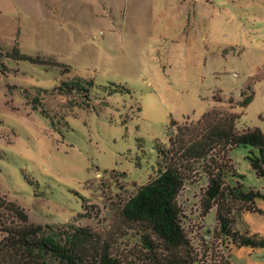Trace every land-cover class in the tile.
<instances>
[{
	"label": "rangeland",
	"instance_id": "rangeland-1",
	"mask_svg": "<svg viewBox=\"0 0 264 264\" xmlns=\"http://www.w3.org/2000/svg\"><path fill=\"white\" fill-rule=\"evenodd\" d=\"M55 1L57 22L39 43L0 44L10 70L0 78V196L34 224L90 228L115 240L122 259L138 261L137 230L118 222V211L158 176V149L169 147L172 123L217 110L240 115L239 130L264 134V0ZM14 46L70 73L11 62L4 56ZM77 77L95 84L88 109L79 96L55 89ZM110 84L130 93L110 96ZM252 150L227 154L228 182L239 174L246 190H261L264 180L247 159ZM206 186L196 171L179 197L196 248L210 244L216 225L215 211L201 217Z\"/></svg>",
	"mask_w": 264,
	"mask_h": 264
},
{
	"label": "trees",
	"instance_id": "trees-1",
	"mask_svg": "<svg viewBox=\"0 0 264 264\" xmlns=\"http://www.w3.org/2000/svg\"><path fill=\"white\" fill-rule=\"evenodd\" d=\"M4 57L47 69L59 67L63 74L70 73L53 58L25 55L17 46ZM1 59L0 53V78L10 73ZM94 86L92 80L77 77L61 82L55 89L59 95L79 96L80 107L88 109ZM110 88V96L130 93L123 85L110 84ZM252 101L253 96H247L240 107L246 109ZM32 102L33 110L38 111L40 100ZM239 119L240 115L213 110L195 123H172L176 130L169 147L158 149L162 160L158 176L118 211V222L137 230L142 243L138 261L122 259L115 253V240L90 228L34 224L22 207L0 196V264H230L229 252L235 248L264 249V239L250 238L234 229L241 214H263L256 201H264L258 190L244 188L243 176L237 174L240 181L235 184L228 182L232 170L228 155L239 147L253 149L247 159L256 176L264 180V134L258 128L239 130ZM200 170L207 178L200 200L201 217L207 218L215 211L216 225L210 244L201 242L196 248L184 227L186 218L179 197L186 182Z\"/></svg>",
	"mask_w": 264,
	"mask_h": 264
},
{
	"label": "crops",
	"instance_id": "crops-1",
	"mask_svg": "<svg viewBox=\"0 0 264 264\" xmlns=\"http://www.w3.org/2000/svg\"><path fill=\"white\" fill-rule=\"evenodd\" d=\"M56 2L55 0H0V44L2 38H7L12 45L16 42L23 45L28 39L29 42L39 43L43 31L48 32L49 28L55 27L53 22H57V12L54 11ZM258 191L264 195V189ZM256 204L263 214H241L234 229L247 237L264 239V201L257 200ZM243 249L247 251L243 252ZM229 262L230 264H264V249L235 248L229 252Z\"/></svg>",
	"mask_w": 264,
	"mask_h": 264
},
{
	"label": "built area",
	"instance_id": "built-area-1",
	"mask_svg": "<svg viewBox=\"0 0 264 264\" xmlns=\"http://www.w3.org/2000/svg\"><path fill=\"white\" fill-rule=\"evenodd\" d=\"M211 255V254H210ZM206 264H210V262L209 263H206Z\"/></svg>",
	"mask_w": 264,
	"mask_h": 264
}]
</instances>
